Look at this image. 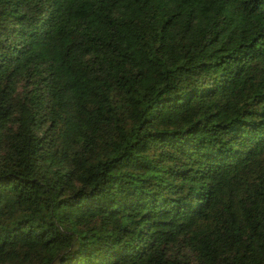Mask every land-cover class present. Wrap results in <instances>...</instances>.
<instances>
[{"label": "trees", "instance_id": "obj_1", "mask_svg": "<svg viewBox=\"0 0 264 264\" xmlns=\"http://www.w3.org/2000/svg\"><path fill=\"white\" fill-rule=\"evenodd\" d=\"M0 264H264V0H0Z\"/></svg>", "mask_w": 264, "mask_h": 264}]
</instances>
